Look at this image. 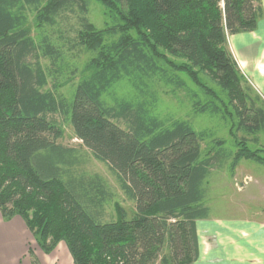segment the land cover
I'll return each instance as SVG.
<instances>
[{"label": "trees", "instance_id": "1", "mask_svg": "<svg viewBox=\"0 0 264 264\" xmlns=\"http://www.w3.org/2000/svg\"><path fill=\"white\" fill-rule=\"evenodd\" d=\"M90 2L102 6L110 27L88 23ZM262 14L261 0H0L2 220L21 218L44 255L63 243L73 264L195 262L196 221L208 216L207 176L227 159L232 167L240 160L264 166V151L242 140L234 152L187 120L160 119L157 96L162 88L173 97L186 91L183 76L215 99L190 96L195 115L229 119L249 136L263 131L264 102L227 43L255 32ZM73 15V38L54 30ZM32 16L38 41L28 27ZM55 35L67 50L92 55L70 100L57 93L64 55ZM123 81L133 98L111 93ZM63 123L110 172L129 212L118 204L109 211L106 182L85 172L77 149L58 143Z\"/></svg>", "mask_w": 264, "mask_h": 264}, {"label": "rangeland", "instance_id": "2", "mask_svg": "<svg viewBox=\"0 0 264 264\" xmlns=\"http://www.w3.org/2000/svg\"><path fill=\"white\" fill-rule=\"evenodd\" d=\"M85 17L88 23L98 31L110 27V22L105 16L104 9L96 2L89 3ZM68 18L69 19L65 23H60L57 27L53 28L56 32L61 31L67 37L73 38V32L76 29L78 18L76 15L69 16ZM28 27L32 32V36L38 41L41 33L35 27L33 16L29 18ZM57 37V35L53 36V41L56 42L57 47L64 55V63L62 65V70L60 71L61 75L58 76L56 81V84L59 86L57 93L63 98L70 100L72 99L74 91L78 83L81 81V78L86 77L89 74V72L84 68L92 55L80 48L73 49L71 51L67 50L66 46L62 42V39H58ZM63 45L65 47H63ZM228 49L230 51L229 45ZM43 64L47 67L49 65L48 62H44ZM182 78L187 84V90L178 92L176 97L171 96L168 93V89L162 88V92L159 91L155 114L160 119L187 120L193 125L194 130H208L211 134H213V139L224 141L226 144L225 147L234 152H238L242 147V140L243 142H246L245 145L251 151H255L257 149L264 151V130L259 132L256 136H249L241 131L237 133L235 129H231L230 126L233 123L229 119L226 121L225 119L223 120L219 117L212 118L208 115H195L191 106L190 96L195 95L196 97L193 100H200L202 103L215 99L213 98V95H208L199 88L195 87L190 80L183 76ZM199 78L201 82L207 86V88L212 90L221 99L224 98L220 89L217 88L207 77L200 75ZM253 90L260 96L257 89L253 88ZM111 93L117 98H133V92L125 81L117 84ZM262 100L264 102V99ZM215 103L218 106L223 105L222 102L221 104L218 101ZM62 128V138L58 140V143L66 147L77 149L79 151L78 155H80L84 160L82 168L85 172L90 175L95 174L100 176L106 182L109 190L113 194V200L110 203L111 205L108 207L109 211H113L114 204H118L129 212L132 209V205L124 198L107 168L94 161L89 156L88 152L81 147V143L75 139L68 123H63ZM255 138L256 141L254 142L253 140H255ZM258 155L264 158V152L258 153ZM243 173L249 176L250 179L246 180L243 178V180L240 177ZM242 183H245L244 189L246 190L243 194H238L236 191H240L241 185H243ZM203 188L206 191L204 204L208 206L211 217L240 218L243 217L244 214L251 217L255 210L264 209V166L251 160H240L236 166L232 167L231 160L227 159L219 167L211 170L204 182ZM250 194H252L255 201L251 202L249 205L247 204V211L245 210L246 212H243L239 206H241L244 197H247ZM242 212L244 214H241ZM28 237L30 240L28 249L37 251L39 248L30 233L28 234ZM25 260L26 259L24 258L21 259V263ZM69 262L71 263L70 257Z\"/></svg>", "mask_w": 264, "mask_h": 264}, {"label": "crops", "instance_id": "3", "mask_svg": "<svg viewBox=\"0 0 264 264\" xmlns=\"http://www.w3.org/2000/svg\"><path fill=\"white\" fill-rule=\"evenodd\" d=\"M261 4L263 14L256 31L229 36L227 43L239 70L264 99V0ZM240 177L250 179L244 173ZM242 184L240 191L235 190L238 194L246 190ZM254 201L252 194L244 197L241 211L246 212L247 204ZM28 234L21 218L5 222L0 216V264H32ZM196 234L198 256L192 264H264V209L255 210L251 217L213 218L208 208L207 218L196 221ZM33 253L39 264L72 263L62 243L50 255L39 249ZM23 258L26 260L21 263Z\"/></svg>", "mask_w": 264, "mask_h": 264}]
</instances>
